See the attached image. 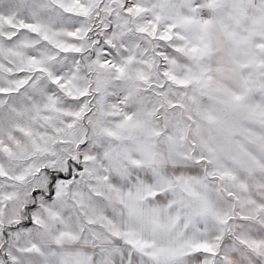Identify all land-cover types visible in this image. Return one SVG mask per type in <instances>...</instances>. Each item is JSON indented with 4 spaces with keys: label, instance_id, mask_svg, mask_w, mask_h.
Listing matches in <instances>:
<instances>
[{
    "label": "snow or ice",
    "instance_id": "obj_1",
    "mask_svg": "<svg viewBox=\"0 0 264 264\" xmlns=\"http://www.w3.org/2000/svg\"><path fill=\"white\" fill-rule=\"evenodd\" d=\"M0 264H264V0H0Z\"/></svg>",
    "mask_w": 264,
    "mask_h": 264
}]
</instances>
